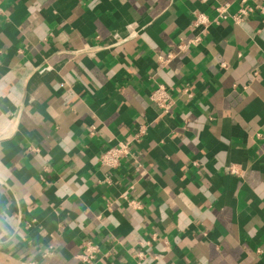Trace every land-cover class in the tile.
<instances>
[{
  "label": "crops",
  "instance_id": "crops-1",
  "mask_svg": "<svg viewBox=\"0 0 264 264\" xmlns=\"http://www.w3.org/2000/svg\"><path fill=\"white\" fill-rule=\"evenodd\" d=\"M221 3L0 0V264H264V17L190 27Z\"/></svg>",
  "mask_w": 264,
  "mask_h": 264
},
{
  "label": "built area",
  "instance_id": "built-area-1",
  "mask_svg": "<svg viewBox=\"0 0 264 264\" xmlns=\"http://www.w3.org/2000/svg\"><path fill=\"white\" fill-rule=\"evenodd\" d=\"M238 9L235 13H229V4L221 3L214 8L215 17L211 20L204 13L195 10L193 19L190 23L192 29L205 30L212 24H217L220 21L230 20L234 24H240L245 19L254 17H264V0L258 4H248L247 0H237ZM201 43V36L196 35L185 41H180L176 47L177 52H184L198 46ZM172 58L171 53L158 57L159 63L164 65ZM149 100L154 103L160 113L168 114L173 105V98L169 88L162 84L156 85L149 93ZM147 132V127L138 126L132 134L131 138L124 141H119L112 146H108L98 155V163L100 167L106 169L105 182L109 183L110 176L119 168L122 161L131 157L132 145L139 142ZM139 167V165H137ZM228 172L233 175H239V171L233 167H228ZM129 205H137L129 201ZM84 254L80 256L83 264H94L97 246L91 242H83Z\"/></svg>",
  "mask_w": 264,
  "mask_h": 264
}]
</instances>
